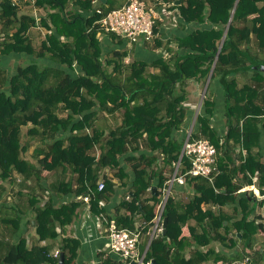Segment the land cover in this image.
<instances>
[{
	"label": "trees",
	"instance_id": "16d2710c",
	"mask_svg": "<svg viewBox=\"0 0 264 264\" xmlns=\"http://www.w3.org/2000/svg\"><path fill=\"white\" fill-rule=\"evenodd\" d=\"M127 1L0 0V264H92L79 261L81 240L68 229L86 208L108 227L139 232L149 264H264V216L254 212L264 206V71L249 68L264 62V0H143L201 25L163 44L156 22L153 46L164 57L153 62L127 61L125 47L103 55L98 34L130 42L97 23ZM212 67L225 86L228 129L221 136L211 126L206 91L189 138L216 147L217 171L205 177L189 174L191 159L180 155L187 86L204 85ZM177 165L189 196L173 185L166 226L147 247ZM254 178L256 187L240 192ZM98 259L129 264L107 251Z\"/></svg>",
	"mask_w": 264,
	"mask_h": 264
},
{
	"label": "crops",
	"instance_id": "0c3cea01",
	"mask_svg": "<svg viewBox=\"0 0 264 264\" xmlns=\"http://www.w3.org/2000/svg\"><path fill=\"white\" fill-rule=\"evenodd\" d=\"M106 2L107 0H103ZM73 6L69 3L67 9H71ZM27 8V6H24ZM74 8V7H73ZM77 11V10H76ZM81 11V10H80ZM157 11L159 14V19H157V30L158 33L156 36H160V40L163 44L167 41L179 37L183 38L193 32L197 27H200V24L197 23H187L185 22L183 16L177 8H172L171 4L161 2L160 5L157 6ZM254 15H251L253 17ZM204 28H210L211 25L209 23H205ZM99 38L102 41L103 55L114 50L116 48H128L132 50L131 56L127 57V61L134 57L136 59L144 60L146 62H153L161 57H164V51L162 48L154 47V38L151 42H147L145 40H139L135 43L126 42L121 46L115 44L111 39H109L106 35L98 34ZM155 37V36H154ZM172 46H176L175 43L171 44ZM21 55L9 56L7 58L8 66L11 67V63L13 62L14 67L18 64ZM211 72V71H210ZM250 74V73H249ZM210 75V73H209ZM208 75V78H209ZM240 74H238L239 76ZM204 85H202V80L193 79L190 84L187 86V90L189 92L188 100L185 101V106L187 107V125L190 124L194 126L195 119L198 114L203 112L204 109V98L206 93L210 94V100L214 101L213 104V114L210 117L211 126L216 130L218 135H225L227 133L228 125H227V116H226V105H225V86L221 83L219 77L210 78ZM208 83V84H207ZM207 84V87H206ZM206 88V90H205ZM205 90V91H204ZM207 91V92H206ZM202 93V94H201ZM192 94V95H191ZM201 98L199 102L197 101V97ZM195 97V98H194ZM193 99V100H192ZM196 99V100H195ZM264 138L261 137V141ZM260 153L264 157V144L260 150ZM253 183L250 185H246L241 189L240 192L243 191H251L257 185L256 178L253 179ZM253 186V188H252ZM121 191L115 196L111 203L107 204L109 210H111L114 205L118 201V196H120ZM189 192L186 190L185 183L177 184V197L180 198H188ZM192 194V192H190ZM206 205H204L205 207ZM255 212V211H254ZM256 213V212H255ZM254 215H251L252 218ZM107 228L108 224L106 223L105 216L98 217V215L91 213L88 208L83 209L80 212L79 218L74 222V224L69 226V232L78 237L81 240V247L79 253V261L81 263L91 262L92 264H98V253L108 252V236H107ZM187 231V230H186ZM258 243L260 242L261 237L257 236ZM142 238H140L141 241ZM139 241V242H140ZM263 246V245H262ZM262 246L258 248L261 250ZM96 255V256H95Z\"/></svg>",
	"mask_w": 264,
	"mask_h": 264
},
{
	"label": "built area",
	"instance_id": "2783aa9c",
	"mask_svg": "<svg viewBox=\"0 0 264 264\" xmlns=\"http://www.w3.org/2000/svg\"><path fill=\"white\" fill-rule=\"evenodd\" d=\"M157 6L155 3H147L143 0H128L122 6L107 12L97 23L103 29L113 31L131 43L139 40L151 42L155 36L154 28L157 19H159ZM1 40L2 36L0 35ZM191 130L192 128L190 132ZM190 132H188L184 143V153L191 159V167L188 173L208 177L212 172L217 171L215 165L216 147L206 139L190 141ZM184 182V176H177L176 170L168 181V187L163 192L165 197L160 203L159 213H156V217L153 220L152 231H150L151 238L156 232L163 230L161 215L171 188L175 183L182 184ZM103 186V182H100L98 188L101 189ZM79 198L85 202L89 201L88 194ZM107 236L108 254L128 258L129 264H149V262L144 261V254L140 256L137 251V245L140 240L139 232L127 228L117 229L113 225H109ZM249 261V257H245L241 261H234L230 264H249Z\"/></svg>",
	"mask_w": 264,
	"mask_h": 264
},
{
	"label": "water",
	"instance_id": "95a60500",
	"mask_svg": "<svg viewBox=\"0 0 264 264\" xmlns=\"http://www.w3.org/2000/svg\"><path fill=\"white\" fill-rule=\"evenodd\" d=\"M177 2L179 3L180 0L176 1V3H177ZM231 17H232V15H231ZM231 17H230V20H231ZM230 20H229V22H230ZM228 24H229V23H228ZM226 32H227V30H226L225 33H224L223 40H224V38H225ZM221 45H222V43H221ZM219 52H220V49L218 50V52L216 53V55H218ZM251 61H252V65L249 66V68H252V69H254V70L264 71V62L260 63V62H258V61L253 60V59H252ZM212 72H213V67H212V69H211V72H210V75H209L208 81H209L210 78H211ZM207 84H208V83H207ZM207 84H206V87H207ZM205 90H206V88H205ZM205 90H204V91H205ZM191 127H192V126H191ZM183 153H184V147H183V149H182V152H181V155H180V159H181ZM177 168H178V165L176 166L175 171L177 170ZM256 193H258V191H256ZM166 222H167V217H164V219H163V224H162L163 228L166 226ZM151 239H152V238L150 237V238H149V241H148V245H147V247L149 246V243H150ZM147 247H146V249H147ZM61 258H63V254H61Z\"/></svg>",
	"mask_w": 264,
	"mask_h": 264
},
{
	"label": "rangeland",
	"instance_id": "374dc122",
	"mask_svg": "<svg viewBox=\"0 0 264 264\" xmlns=\"http://www.w3.org/2000/svg\"><path fill=\"white\" fill-rule=\"evenodd\" d=\"M228 24V23H227ZM14 56V55H13ZM13 63V62H12ZM11 63V64H12ZM12 67H13V64H12ZM241 77V75H239V79H241L240 78ZM208 78V77H207ZM202 94V93H201ZM201 94H200V96H198L197 97V101L199 102V100H200V98H201ZM192 95V94H191ZM195 98V97H194ZM193 100V99H192ZM196 100V99H195ZM190 129L191 128H189V130L187 131V132H190ZM192 131V130H191ZM163 200H164V193H163ZM185 199V198H184ZM160 203L158 204V206H157V210H156V213H159V211H160ZM254 211H256V213L258 214V215H261V216H264V206H262V207H259V206H257V207H255V210ZM151 231H152V227H151ZM72 235V234H71ZM259 235V234H258ZM257 235V236H258ZM31 236V242L32 241H34V236L33 235H30ZM260 237H261V239H260V242H262V245H264V236L263 235H259ZM259 241V240H258ZM253 246H254V248H256V249H258V248H260L261 247V245L260 244H258V243H253ZM96 256V255H95Z\"/></svg>",
	"mask_w": 264,
	"mask_h": 264
},
{
	"label": "clouds",
	"instance_id": "9594fccd",
	"mask_svg": "<svg viewBox=\"0 0 264 264\" xmlns=\"http://www.w3.org/2000/svg\"><path fill=\"white\" fill-rule=\"evenodd\" d=\"M192 127H193V126H192ZM192 127H191V128H192Z\"/></svg>",
	"mask_w": 264,
	"mask_h": 264
}]
</instances>
